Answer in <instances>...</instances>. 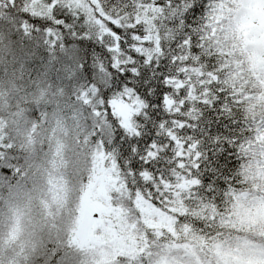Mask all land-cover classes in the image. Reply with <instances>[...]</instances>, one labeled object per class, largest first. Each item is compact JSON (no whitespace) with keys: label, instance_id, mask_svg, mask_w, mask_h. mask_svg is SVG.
<instances>
[{"label":"snow or ice","instance_id":"snow-or-ice-1","mask_svg":"<svg viewBox=\"0 0 264 264\" xmlns=\"http://www.w3.org/2000/svg\"><path fill=\"white\" fill-rule=\"evenodd\" d=\"M248 14L0 0V264H264Z\"/></svg>","mask_w":264,"mask_h":264},{"label":"rangeland","instance_id":"rangeland-1","mask_svg":"<svg viewBox=\"0 0 264 264\" xmlns=\"http://www.w3.org/2000/svg\"><path fill=\"white\" fill-rule=\"evenodd\" d=\"M250 4V17L243 25V28L252 36L253 43L259 49L264 64V0H248ZM264 213V210H263ZM90 214H82L81 236L86 237L90 234Z\"/></svg>","mask_w":264,"mask_h":264},{"label":"trees","instance_id":"trees-1","mask_svg":"<svg viewBox=\"0 0 264 264\" xmlns=\"http://www.w3.org/2000/svg\"><path fill=\"white\" fill-rule=\"evenodd\" d=\"M246 2V6L248 7V18L250 17V4L248 0H245ZM247 18V19H248ZM244 25V24H243ZM242 25V33H243V38L245 40V42L247 44H250L253 46L254 51L252 52L251 56H250V69L251 72L253 73V75H255L256 77H264V64L262 63V55L259 52V49L255 46V44L253 43L252 40V36L243 28ZM261 212L263 213V210H261ZM242 219H246V216H242ZM82 219V218H81Z\"/></svg>","mask_w":264,"mask_h":264}]
</instances>
